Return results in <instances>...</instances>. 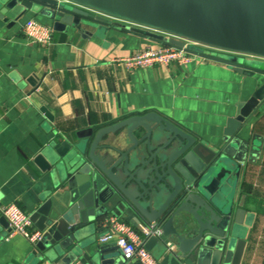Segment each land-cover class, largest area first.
Returning a JSON list of instances; mask_svg holds the SVG:
<instances>
[{
	"label": "water",
	"instance_id": "obj_1",
	"mask_svg": "<svg viewBox=\"0 0 264 264\" xmlns=\"http://www.w3.org/2000/svg\"><path fill=\"white\" fill-rule=\"evenodd\" d=\"M229 1L189 0L186 8L196 9L198 3L204 17L201 23H190L125 6L119 0H0V28L11 29L27 14L35 13L58 33L74 30L90 39L109 30L118 31L156 46L184 50L199 60L223 64L256 81L254 92L238 105L216 143L199 141L148 112L99 129L94 135L89 132V147L81 139L74 145L64 140L49 145L44 157L51 187L29 216L42 235L32 247L38 261L128 264L116 247L112 252L101 247L87 250L89 228L114 215L124 216L134 228L149 230L143 239L148 252L158 246L181 263L242 264L246 250L243 223L248 224L251 215L246 217L247 212L238 206L235 191L243 167L253 162L257 153L254 141L249 143L241 132L264 106V40L211 28L213 23L207 22L205 15L217 13L218 17L224 3L230 6ZM231 13L229 8L227 14ZM164 33L221 51L222 55L186 47ZM120 131H125L124 146H102L105 137ZM1 225L8 226L2 217ZM169 243L174 246L170 252ZM259 264H264V256Z\"/></svg>",
	"mask_w": 264,
	"mask_h": 264
},
{
	"label": "crops",
	"instance_id": "obj_2",
	"mask_svg": "<svg viewBox=\"0 0 264 264\" xmlns=\"http://www.w3.org/2000/svg\"><path fill=\"white\" fill-rule=\"evenodd\" d=\"M119 1L190 23L204 19L203 9L185 6L186 10L182 7L187 5L185 1ZM229 2L235 15L252 16L253 11L257 18L262 12L258 8L254 11L253 5L258 2L264 7V0L254 4L252 0ZM227 4L219 11L221 19L227 16ZM33 19L51 29V23L35 13L27 14L11 29L0 28V209L15 205L30 216L38 208L42 194L51 187L44 151L56 141L74 145L81 139L89 147V132L94 135L129 117L153 112L199 141L216 143L221 141L226 123L234 117L238 105L256 88L253 78L204 60L191 61L184 68L170 65L127 69L120 61L147 47L158 46L118 31L85 39L74 30H53L49 45L32 44L21 29ZM221 31L264 40V36L255 37L240 28ZM241 136L249 143L254 141L257 152L252 156L254 161L243 167L235 191L238 206L247 212L246 217L251 215L248 224L245 220L243 223L246 250L242 264H259L264 256V106L244 127ZM125 138V131L111 134L102 140V146H124ZM119 219L143 241L145 228H134L124 216ZM102 221L89 228L87 250L101 247L114 251L112 244H98ZM150 253L157 264H194L177 262L158 246ZM37 255L26 239L9 236L8 226H0V264H58L59 260L38 261Z\"/></svg>",
	"mask_w": 264,
	"mask_h": 264
},
{
	"label": "built area",
	"instance_id": "obj_3",
	"mask_svg": "<svg viewBox=\"0 0 264 264\" xmlns=\"http://www.w3.org/2000/svg\"><path fill=\"white\" fill-rule=\"evenodd\" d=\"M117 22L123 25L128 24L121 21ZM21 31L25 38L32 44L47 46L52 41L53 30L35 19L25 22ZM153 31L160 33L155 30ZM164 35L184 43V46L186 47L194 46L197 48L212 50L214 52H221L213 48H207L205 45H200L193 41L181 39L167 33H164ZM197 60L199 59L187 54L184 50L179 51L170 47L158 46L147 47L146 50L136 52L120 62L127 69L142 70L155 66L165 67L170 65L184 68L191 61ZM0 217L4 218L8 223L9 236H22L32 247L41 240L42 235L40 232L34 230L29 215L22 212L15 205L1 207ZM100 226L103 229V232L98 238L99 245L112 244L127 262L134 261L138 264H157L152 254L145 250L142 238L134 233L128 225L121 222L117 216L113 215L106 217L103 219ZM142 233H144L145 237L150 234L148 229H144ZM154 233L157 235L161 234L160 230H155ZM173 250L174 246L169 243L167 245V251L170 252Z\"/></svg>",
	"mask_w": 264,
	"mask_h": 264
},
{
	"label": "rangeland",
	"instance_id": "obj_4",
	"mask_svg": "<svg viewBox=\"0 0 264 264\" xmlns=\"http://www.w3.org/2000/svg\"><path fill=\"white\" fill-rule=\"evenodd\" d=\"M145 1V0H144ZM189 0H185V2H188ZM140 2V1H139ZM156 3H159L160 5L164 3V1H160ZM216 1H212L213 5H216ZM182 7L185 8V5H182ZM202 5L198 4L196 5V8L201 9ZM253 10H257L260 9L263 12L260 13L261 16L259 17H255L254 14L255 12L252 11V16H248L245 15L244 13L235 15L234 13L236 12H232L231 14H227L225 19H220L219 21H217L220 18V14L217 17V13H210V14H206L205 17L209 18L206 21L207 22H211L213 23L211 28L212 29H217V27H219V29L221 28L222 30L224 29H238L240 28L241 30H243L244 32L248 33V34H252V36H264V8L263 7H259V6H253ZM154 8V7H151ZM156 8V7H155ZM186 9V8H185ZM187 10V9H186ZM231 15V16H230ZM212 17V18H211ZM218 18V19H217ZM208 52L212 53V54H216V55H222V53L220 52H214L212 50H207Z\"/></svg>",
	"mask_w": 264,
	"mask_h": 264
}]
</instances>
